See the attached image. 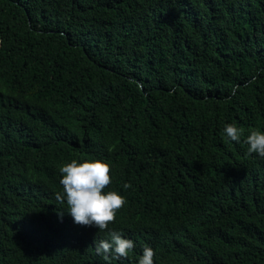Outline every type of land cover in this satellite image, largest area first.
<instances>
[{
	"label": "trees",
	"instance_id": "trees-1",
	"mask_svg": "<svg viewBox=\"0 0 264 264\" xmlns=\"http://www.w3.org/2000/svg\"><path fill=\"white\" fill-rule=\"evenodd\" d=\"M253 130L264 0H0V264H264ZM73 159L126 198L105 231L55 198ZM110 231L128 258L96 253Z\"/></svg>",
	"mask_w": 264,
	"mask_h": 264
},
{
	"label": "clouds",
	"instance_id": "clouds-1",
	"mask_svg": "<svg viewBox=\"0 0 264 264\" xmlns=\"http://www.w3.org/2000/svg\"><path fill=\"white\" fill-rule=\"evenodd\" d=\"M241 130L233 124L224 127V136L235 142L240 141ZM248 153H257L264 157V133L259 130L251 131L247 136ZM62 178L59 183L63 187V193H56V200L61 204L66 203L67 211L73 222L79 226H92L100 231L108 229L110 223H114L116 213L126 203V198L115 191L104 192L111 184L110 166L101 161H84L78 163L73 159L71 163L59 168ZM131 184H125L124 188H130ZM110 242L101 240L95 246L98 255L105 260L112 254L115 259L128 258L134 248L131 239L123 238L116 231H110ZM155 252L151 247H144L143 254L138 264H154Z\"/></svg>",
	"mask_w": 264,
	"mask_h": 264
}]
</instances>
